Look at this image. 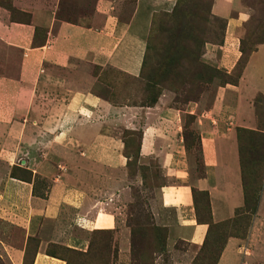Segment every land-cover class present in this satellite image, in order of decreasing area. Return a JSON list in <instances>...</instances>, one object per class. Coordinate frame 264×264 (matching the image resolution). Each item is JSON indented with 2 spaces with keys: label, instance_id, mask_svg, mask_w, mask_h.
I'll return each instance as SVG.
<instances>
[{
  "label": "crops",
  "instance_id": "obj_1",
  "mask_svg": "<svg viewBox=\"0 0 264 264\" xmlns=\"http://www.w3.org/2000/svg\"><path fill=\"white\" fill-rule=\"evenodd\" d=\"M5 1L19 14L14 19L0 0V257L26 264L31 252L33 264H67L48 253L52 244L89 248L87 237L68 228L117 230L131 181L123 129L140 130L141 157L158 158L173 179L160 196L174 212L164 224L168 247L179 240L199 251L210 224L199 220L194 188L208 192L216 223L245 207L238 128L253 126V101L264 92V46L208 110L200 102L176 108L171 96L163 99L168 92L153 106L115 104L85 66L139 76L155 14L178 0ZM237 2L215 0L213 11L228 18ZM237 21L229 19L219 56L214 47L209 53L229 72L242 56ZM186 112L196 116L199 172L186 147ZM263 199L264 190L249 242L230 236L217 264H254L242 249L250 253L262 228ZM172 264H194L193 255L173 256Z\"/></svg>",
  "mask_w": 264,
  "mask_h": 264
},
{
  "label": "rangeland",
  "instance_id": "obj_2",
  "mask_svg": "<svg viewBox=\"0 0 264 264\" xmlns=\"http://www.w3.org/2000/svg\"><path fill=\"white\" fill-rule=\"evenodd\" d=\"M2 1L9 4L8 1ZM237 1L235 6L230 7L228 18H224L214 13L215 0H193L190 2L192 8L198 5L200 10H196L195 17L183 24L185 25L183 32L177 30L176 25L169 19L168 15L172 11H160L155 14L149 35L155 52L149 54L150 60L145 65V75L147 74L148 78L154 73L157 75L159 65L163 59L167 60L168 54L163 48L170 32L171 38H175L179 44L178 49L182 54L186 47L194 45L192 35L201 43L193 49V54L187 60L179 59L183 68L179 69L178 75L174 74L173 81L151 84L154 92L148 93L144 90L145 78L130 75L112 66L93 65L85 68L89 74L104 84L105 94L115 104L141 105L168 92L169 96L165 95L163 99H169L171 96L176 108L186 109L190 102H200L199 108L208 110L217 98L218 90L228 85L236 86L239 75L244 72L252 54L264 46V0ZM12 12L15 18L18 17L19 11L16 8L12 7ZM229 19L238 20L235 25L242 54L241 60L231 72L221 67L215 60L222 52L220 46L225 42ZM211 47H214L216 56L209 54ZM253 104V126L238 128L241 157L248 165L247 178L251 181L249 188L253 187L254 179L264 182V146L259 139H253L256 138L254 133L258 132L260 125L256 104L259 105V112L264 120V92H259L255 96ZM182 117L187 134V150L192 156L195 170L199 172L202 169V156L196 116L186 112ZM126 130L120 132L128 144L127 152L130 157L128 173L131 181L128 198L122 205L117 230L86 231L80 227H70L69 232L88 238L89 249L78 251L64 244H52L50 247L52 252L66 258L68 264H172L173 256L179 260H189L192 255L193 260L199 257L201 260L197 258L198 260L207 263V259L215 258L222 250L230 236H238L244 242H249L257 214L254 215L243 207L237 210L236 216L232 219L217 223L213 221L208 241L202 250L194 252L193 246L182 244L179 240L171 242L169 248L168 239L167 242L165 240L169 231L164 224L173 223L174 212L170 208L162 207L160 196L161 186L172 182L173 179L165 176L158 158L152 156L142 158L139 155L140 130ZM196 200L200 217L207 220L210 214L207 197L203 192H196ZM261 211L264 214V199ZM35 241L36 239L31 240V245H34ZM251 244L250 253L244 247L242 255L252 256L254 264H264V223L256 240ZM172 248L174 250L170 251ZM183 251H187L189 255L182 256ZM32 254L28 253L27 264L30 263ZM0 264L11 262L6 257H0Z\"/></svg>",
  "mask_w": 264,
  "mask_h": 264
},
{
  "label": "trees",
  "instance_id": "obj_3",
  "mask_svg": "<svg viewBox=\"0 0 264 264\" xmlns=\"http://www.w3.org/2000/svg\"><path fill=\"white\" fill-rule=\"evenodd\" d=\"M192 1L193 0H178L176 5H175V7L172 10V12L170 14L168 13L169 14L168 16H169V19L171 20V22L174 23V25H176L175 27L177 28V30H180L181 32H183L184 27H185V25L183 26V24L188 23V20L190 18L195 17L194 15H195V11L196 10H200L198 5H194V8H192L193 5H191V3H190ZM1 4H3V6H5L6 8L10 9L11 12H12V5L11 4H6L2 0H1ZM12 17L14 19H17V17L15 18L13 16V12H12ZM226 23L227 22L225 21V24ZM169 31L170 30H168V32ZM191 37H192L191 40H194V45H193L194 47L193 46L186 47L184 49V53H183L184 55H183L182 51H180L178 49L179 44L176 42L175 38H171V32H170L167 35V40H166V43H165L164 48H163V51H166V53L168 54V56L166 57L167 60L165 61L163 59V61L161 62V64L159 65L160 69H159V72H158L157 75H156V73H154V75L152 74V76L148 78L147 74L145 75V65L150 60L149 54L151 53V55H152L153 52H155L154 51V47L151 45L150 36H149L148 41H147L146 53H145L144 60H143L142 70H141V73L139 75V77L145 78V80H146L145 85H144V90H146L148 93L154 92L153 87L151 85L152 83L160 84V82L166 81V80L173 81V78L175 76L174 74L176 73L178 75L179 74V69L183 68V66L180 64L179 59L182 58L184 60H187L189 58V56L193 54V52H194L193 49L196 46L200 45V43H201V41L198 40L194 35H192ZM240 60H241V58H240ZM242 73H243V71L239 75V79L241 78ZM239 79H238V82H239ZM159 97H160V95L158 96V98ZM158 98H155L153 101H151L149 103H144V104H141V105L142 106H153L158 101ZM148 99H149V97H148ZM259 108H260L259 105L256 104L257 115H258V118H259L260 125H259L258 132L254 133L256 138L253 136L254 137L253 139H255V140L259 139L261 144L264 146V120L262 118L261 113L259 112ZM127 130H129V129H127ZM185 130H184V137H185V139H187L186 138L187 134H186ZM123 138H124V140L126 142V155H127L128 159H129V162H130V157H129L128 152H127L128 144H127L125 136H123ZM199 141H200V146H201L200 136H199ZM186 147H187V145H186ZM139 155H140V148H139ZM240 158H241L242 180H243L244 195H245V207H246L248 212H251L252 214L255 215L257 213V211H258V206H259V203H260V200H261L262 192L264 190V182L262 180L254 179V180H252L253 187L249 188V185L251 184V181L247 178V171L246 170H247V166L248 165H246L245 160L242 159L241 152H240ZM128 166H129V163H128ZM196 192H203L205 194V196L207 197L208 206L210 208V198H209L208 192L199 191V190L194 188L195 197H196ZM196 205H197V208H198L197 200H196ZM198 214H199V210H198ZM199 220L210 224V228H211V225L213 223L212 215H211V209H210V214H209L207 220L205 218H201L200 214H199ZM167 231H169V230L167 229ZM168 235L169 234L167 233L166 237H165L166 242H167V239H168ZM208 238H209V234H208ZM208 238L206 240V243L208 241ZM181 242H182V244L188 245L184 241H181ZM206 243L204 244V246L206 245ZM89 247H90V245H89ZM203 247L201 248V250L203 249ZM223 248H222V250H223ZM222 250L216 255L215 258L211 257V258L207 259L208 260L207 263L200 261L201 258H199V257H197V258L200 259V260H198L196 258V259L193 260V263L194 264H217L218 260H219V257H220V255L222 253ZM48 253L50 255H52V256H56V257L60 256V255L52 252L51 249H48ZM27 257H28V255H27ZM27 257H26V262H27ZM60 258L64 259L67 262L66 258H64L62 256H60ZM30 259H31V261H30L29 264H33V262H34L33 261V254H32ZM67 264H68V262H67Z\"/></svg>",
  "mask_w": 264,
  "mask_h": 264
}]
</instances>
